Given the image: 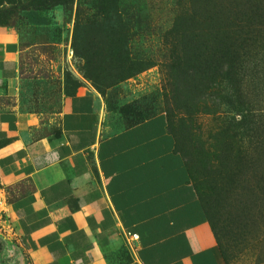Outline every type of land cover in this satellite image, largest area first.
I'll return each instance as SVG.
<instances>
[{"label": "rangeland", "instance_id": "374dc122", "mask_svg": "<svg viewBox=\"0 0 264 264\" xmlns=\"http://www.w3.org/2000/svg\"><path fill=\"white\" fill-rule=\"evenodd\" d=\"M20 38L17 96L34 138L82 89L103 126L163 115L228 264H264V0H0ZM234 35L243 61L221 59ZM229 56V55H228ZM229 66V63H227ZM216 235V236H215ZM0 264H32L0 182Z\"/></svg>", "mask_w": 264, "mask_h": 264}, {"label": "crops", "instance_id": "0c3cea01", "mask_svg": "<svg viewBox=\"0 0 264 264\" xmlns=\"http://www.w3.org/2000/svg\"><path fill=\"white\" fill-rule=\"evenodd\" d=\"M20 51L17 28L0 26V182L32 264H226L165 117L110 132L82 89L63 98L59 132L34 138Z\"/></svg>", "mask_w": 264, "mask_h": 264}, {"label": "trees", "instance_id": "16d2710c", "mask_svg": "<svg viewBox=\"0 0 264 264\" xmlns=\"http://www.w3.org/2000/svg\"><path fill=\"white\" fill-rule=\"evenodd\" d=\"M9 16H10V11H5V10L0 9V26H4L5 19H6V17L8 18ZM225 39H226L225 40L226 41L225 47H226L227 55H224L221 60L224 61L225 66L230 67L234 71V73H229L231 75V77L227 78L228 81H231V80H234V78L238 75L235 72L240 69V66L243 64V61H240V59H242V57H240L239 54L236 53V50L238 49V46H239L238 39H236L233 34L226 36ZM227 63H229V66L227 65ZM73 95H75V94H72L70 96H73ZM130 108L133 111H136V113L131 115L128 127L138 125V124L143 123L144 121L151 118L146 113L144 115L141 112V110L135 104H132L130 107H128V106L123 107L121 109L122 113H128L129 111H131ZM56 132H59V129ZM187 170H188V168H187ZM188 172H189V170H188ZM189 175H190V173H189ZM201 204H202V202H201ZM202 206H203V204H202ZM203 209L205 210L204 206H203ZM205 213H206V211H205ZM206 216H207V214H206ZM218 246H219L221 255L223 256L226 264H228V261H227V258H226V255H225L223 249L220 247L219 244H218Z\"/></svg>", "mask_w": 264, "mask_h": 264}, {"label": "built area", "instance_id": "2783aa9c", "mask_svg": "<svg viewBox=\"0 0 264 264\" xmlns=\"http://www.w3.org/2000/svg\"><path fill=\"white\" fill-rule=\"evenodd\" d=\"M125 239L127 241V244L133 248V245L135 244L136 241L139 240V235L134 234V233H126L125 234Z\"/></svg>", "mask_w": 264, "mask_h": 264}]
</instances>
